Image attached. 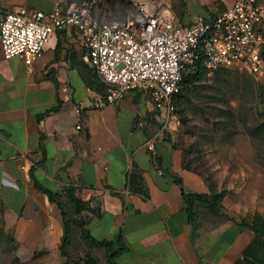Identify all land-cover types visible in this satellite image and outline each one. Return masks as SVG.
<instances>
[{
  "label": "crops",
  "instance_id": "obj_1",
  "mask_svg": "<svg viewBox=\"0 0 264 264\" xmlns=\"http://www.w3.org/2000/svg\"><path fill=\"white\" fill-rule=\"evenodd\" d=\"M142 1L156 0H109L110 13L121 16L127 4ZM234 1L170 0L184 26L212 20ZM54 5L2 1L4 11L27 6L49 13ZM104 90L73 27L53 32L31 65L19 56L6 58L0 39V226L18 244V255L66 256L63 209L72 211L66 194L72 187L90 205L75 217L95 237L123 235L128 248L116 255L118 264H264V235L258 239L241 224L264 213L261 179L220 163L211 174L193 167L177 114L169 117L142 90L98 108L94 100ZM80 122L86 133L77 129ZM212 186L224 193L220 214L196 200L190 219L183 189L211 193ZM43 188L59 194L63 207ZM80 243L98 264H110L106 248L91 250L71 222L67 258L74 259L71 250Z\"/></svg>",
  "mask_w": 264,
  "mask_h": 264
},
{
  "label": "built area",
  "instance_id": "obj_2",
  "mask_svg": "<svg viewBox=\"0 0 264 264\" xmlns=\"http://www.w3.org/2000/svg\"><path fill=\"white\" fill-rule=\"evenodd\" d=\"M2 1L0 39L6 58L19 56L31 65L53 32L78 31L105 84L94 100L98 108L142 90L173 116L184 71L197 62L208 71L245 66L257 80L264 79V3L259 0H235L214 19L199 18L190 26L181 24L170 0L130 3L121 16L110 13L109 0H55L49 13L27 6L4 11ZM77 129L87 132L81 122ZM148 148L155 149L154 139Z\"/></svg>",
  "mask_w": 264,
  "mask_h": 264
},
{
  "label": "rangeland",
  "instance_id": "obj_3",
  "mask_svg": "<svg viewBox=\"0 0 264 264\" xmlns=\"http://www.w3.org/2000/svg\"><path fill=\"white\" fill-rule=\"evenodd\" d=\"M185 93L188 122L176 114L181 139L192 149V166L211 174L220 163L236 172L244 170L264 185V79L257 80L245 66L221 68L207 71ZM2 230L0 226V264H83L88 258L80 243L71 250L74 259L46 253L23 259L16 241ZM91 250L97 251L93 244Z\"/></svg>",
  "mask_w": 264,
  "mask_h": 264
},
{
  "label": "trees",
  "instance_id": "obj_4",
  "mask_svg": "<svg viewBox=\"0 0 264 264\" xmlns=\"http://www.w3.org/2000/svg\"><path fill=\"white\" fill-rule=\"evenodd\" d=\"M262 54L264 56V48ZM207 71L208 70H206L200 62H197L195 65L188 66V68L184 71L182 88L181 91L177 94L175 99L176 111L180 113L182 122L184 124L188 122V116L186 115V109L183 104L185 102V99H183V97H187V94L185 93V89L191 86L192 84H195V82H197V80L202 75L207 73ZM184 166L186 168H191V160L186 159L184 161ZM43 189L50 195L52 201L57 202L60 205V207H63L62 203L59 201L60 200L59 194L54 193L53 191L47 188H43ZM213 189L214 188L212 186L211 193H188L185 189H183V196L187 204V210L190 219L193 220L195 218L196 200H200L204 202L207 205L210 212L214 214H220L221 200L224 196V193L218 192ZM66 194L69 198V201L72 202L73 208L72 211H67L63 209L65 235L63 242L61 244L62 253L66 256H69L66 248L70 244V223L74 222L81 228L82 236L84 239H86L94 246L106 248L108 252V260L110 264H118L115 261L116 255L128 248V246L125 244L123 240V235L120 233L113 239H106V238L100 239L95 237L87 228L85 220L82 217H75V215L80 216L84 210L90 209L89 202L80 198L76 194L75 189L72 187L67 189ZM241 224L248 225L252 229H254V231L258 235V239H260L264 235V213L256 212L251 217L250 220L247 218H243ZM82 262L83 264H98L97 261L93 258L91 253L89 254L88 258L83 260Z\"/></svg>",
  "mask_w": 264,
  "mask_h": 264
}]
</instances>
